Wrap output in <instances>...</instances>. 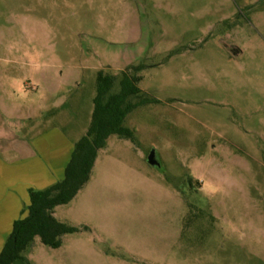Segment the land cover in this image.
Segmentation results:
<instances>
[{"label": "rangeland", "instance_id": "1", "mask_svg": "<svg viewBox=\"0 0 264 264\" xmlns=\"http://www.w3.org/2000/svg\"><path fill=\"white\" fill-rule=\"evenodd\" d=\"M231 50L237 54L232 55ZM146 100L30 264H264V0H0V114L21 139L88 129L98 72ZM154 151L158 167L147 164Z\"/></svg>", "mask_w": 264, "mask_h": 264}, {"label": "trees", "instance_id": "2", "mask_svg": "<svg viewBox=\"0 0 264 264\" xmlns=\"http://www.w3.org/2000/svg\"><path fill=\"white\" fill-rule=\"evenodd\" d=\"M139 70V67H133L130 71H123L119 81L120 91L111 96L108 93L115 76L97 73L91 120L85 134L74 143L63 179L44 190H28L26 215L13 221L11 232L0 250V264H30L24 252L35 238L42 245L57 249L62 245L63 236L89 231L85 226L77 228L56 220L54 209L72 201L89 181L97 153L110 136L134 140L132 132L123 127V122L136 107L146 103V100L128 102L129 98L140 94Z\"/></svg>", "mask_w": 264, "mask_h": 264}, {"label": "crops", "instance_id": "3", "mask_svg": "<svg viewBox=\"0 0 264 264\" xmlns=\"http://www.w3.org/2000/svg\"><path fill=\"white\" fill-rule=\"evenodd\" d=\"M2 117L0 114V250L13 221L26 215L28 190H44L62 180L75 143L58 131L21 139Z\"/></svg>", "mask_w": 264, "mask_h": 264}, {"label": "water", "instance_id": "4", "mask_svg": "<svg viewBox=\"0 0 264 264\" xmlns=\"http://www.w3.org/2000/svg\"><path fill=\"white\" fill-rule=\"evenodd\" d=\"M231 54L232 55H236L237 51L236 50H231ZM146 162H147L148 165H150L152 167H158V162L155 159L154 151L149 153V155L147 156Z\"/></svg>", "mask_w": 264, "mask_h": 264}]
</instances>
